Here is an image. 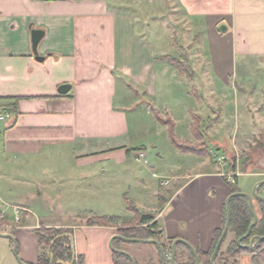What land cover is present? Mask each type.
Instances as JSON below:
<instances>
[{
    "label": "crops",
    "instance_id": "crops-1",
    "mask_svg": "<svg viewBox=\"0 0 264 264\" xmlns=\"http://www.w3.org/2000/svg\"><path fill=\"white\" fill-rule=\"evenodd\" d=\"M34 30L45 33L37 48L43 62L36 60ZM163 57L187 60L194 79L158 61ZM66 84L71 92L60 95ZM143 99L154 101L149 115L152 107L176 127L182 109L189 134L183 142L206 148V134L219 128H204V105H225V119L233 104L264 110V0H0V234L14 238L23 263L37 264L36 230L45 227L72 230L74 254L85 264H114L108 246L118 229L86 222L121 219L105 213L101 201L133 192L149 193L150 209L135 206L155 217L166 240L210 250L232 195L231 172L210 154L178 150L181 158L172 151L173 162L157 148L151 166L146 146L119 144L131 135L128 110ZM193 114L202 119V143L192 133ZM143 162L167 193L147 187ZM231 174L252 196L264 181V152L247 173ZM257 194L264 197V185ZM55 199L72 200L61 204V219L66 205L74 210L92 200L89 218L55 223ZM71 214L78 216L65 218ZM240 264H252L251 257L244 254Z\"/></svg>",
    "mask_w": 264,
    "mask_h": 264
},
{
    "label": "rangeland",
    "instance_id": "rangeland-1",
    "mask_svg": "<svg viewBox=\"0 0 264 264\" xmlns=\"http://www.w3.org/2000/svg\"><path fill=\"white\" fill-rule=\"evenodd\" d=\"M152 22L153 20H150V23ZM192 40L193 39L189 41ZM191 43L194 45L195 42L192 41ZM205 43L209 45L210 42L206 39ZM174 51L175 48H171L168 50V53L173 55ZM142 101V104L136 105L134 108H130L131 110H128L127 114L129 116V122L131 125V135L127 139L119 141L118 143L130 145V147H137L141 145L146 146L150 155V158L147 157V161L151 166H154L153 164L155 159H153L152 156H154V154L158 151L156 148L163 151V154L168 155L172 161L177 160L176 156L171 155L172 151L176 152V154L182 158L184 155L178 152V149L170 140L168 126L160 123L155 118V116L151 114V112V115L147 113L149 104L155 106L154 101H147L144 99ZM222 107L225 108V105L223 106L220 104V106L217 107V110L212 111L204 105V128L206 129V127L211 124H213L214 127L216 126L219 128L217 129L218 131L214 132L212 136L208 135V133L206 134V146L210 151V158L214 162V165H218L222 170H227L233 156H238L237 169H240L241 165L247 161L249 157L254 161L263 150L264 121L259 118V113H264V110L263 107L259 110H254L252 104L240 107H235V104H233L232 107L228 108L226 113L227 118L225 119L223 118L224 109H222ZM180 110L182 109L177 110V113L175 114V120H177L178 124L177 127L175 125L174 131L178 140L185 141L189 134L186 132L185 119L182 117V112ZM163 116H166V114ZM213 141L218 142L217 146ZM223 145H226V150H223ZM223 159L226 164H223ZM141 165L142 170L145 171V174L143 173L142 177L145 179L147 187L152 191L167 193V187H160L159 182L152 177V170L149 168V164L146 165L143 162ZM243 180L244 178L240 179V187L243 183ZM127 198L128 196L123 198L119 195H116L114 197L108 198V200H106L107 204H105L103 200L101 201L102 208L105 213L122 217L119 219L118 224H116L118 227H121L124 223L131 222L134 219L133 215H128V202H131L134 205L137 204L142 208L147 207L150 209L151 207L152 198L150 197L149 193L146 194L141 192H133L130 195V199ZM71 201L72 200L70 199H65L63 201H57L55 199V213L56 216H58L56 217L55 223H62L66 220L67 222H80L89 218V213L86 209L90 207L89 205L92 203V200H89L87 204L84 203L82 206L73 208L74 210H71L70 207L66 205L63 209L64 215L61 219L59 217L61 216L59 209L61 204H63V202L67 203ZM155 202H157V200ZM73 211H76L78 216L73 217L74 214H71V218H65L68 212L72 213ZM233 240L234 237L230 235L223 247L224 251ZM14 241L15 240L0 237V264H20L15 254L16 247L19 253L18 245ZM113 247L116 250H122L128 253L135 260L136 264H158L160 260L157 248L154 245L145 243H127L120 240H115L113 242ZM108 248L113 253L110 242ZM9 250L11 251L9 252ZM248 255L251 257L252 261V255ZM240 258L238 260L239 264ZM252 264H254L253 261Z\"/></svg>",
    "mask_w": 264,
    "mask_h": 264
},
{
    "label": "trees",
    "instance_id": "trees-1",
    "mask_svg": "<svg viewBox=\"0 0 264 264\" xmlns=\"http://www.w3.org/2000/svg\"><path fill=\"white\" fill-rule=\"evenodd\" d=\"M158 61L168 63L173 67L181 77H186L189 80L194 79L193 71L187 60H179L173 57L159 58ZM12 114L16 112V106L11 109ZM151 112L155 118L162 124L167 125L169 129V137L173 145L182 153H192L208 157L209 150L202 144L186 143L177 139L175 135V123L169 116H163L159 111L151 107ZM192 133L195 139L202 143L204 142L202 133V119L196 115H192ZM262 152H264V147ZM238 156H233L229 164V171L234 173L238 167ZM251 162L250 157L241 165V173H247ZM240 190L234 185L232 186V194L239 193ZM127 211L134 215L131 222L124 223L121 227L116 224L119 220L117 217H91L87 220V226L98 227H116L118 235L125 238H136L144 240L158 241L167 256L168 264H172L173 241L166 240L163 235V230L155 221V217L151 214L141 211L131 202H128ZM261 216L257 225L253 228L251 236L242 242L243 246H249L254 237H264V202L258 200ZM232 218L229 233L219 251L215 264H239V258L244 254H251L254 264H264V241L255 246L252 250H245L238 246V240L244 237L254 219L249 209V202L246 198L236 197L231 201ZM227 219V209L225 208L223 216V226L215 232L211 248L208 252L197 251L200 259V264H211L212 254L223 234ZM232 235L234 240L230 242L226 250L223 247ZM36 236L39 246V257L37 264H85L84 256H75L73 251V231L67 229L45 228L41 227L36 230ZM119 240V239H116ZM121 241V240H120ZM157 248V246H155ZM121 249V248H117ZM159 263L164 264L160 252ZM176 264H197L195 255L184 244L177 246ZM114 264H132L131 260L123 255L113 253ZM153 264V263H151Z\"/></svg>",
    "mask_w": 264,
    "mask_h": 264
},
{
    "label": "water",
    "instance_id": "water-1",
    "mask_svg": "<svg viewBox=\"0 0 264 264\" xmlns=\"http://www.w3.org/2000/svg\"><path fill=\"white\" fill-rule=\"evenodd\" d=\"M44 36H45V33L43 31H41V30H34L32 32V43H33V48H34V51H35V54H36V60L38 62H43L44 61V58L39 57L38 54H37V48H38L40 42L43 40ZM71 89H72V86L71 85H68V84L62 85L59 88V94L60 95H63V96L68 95L71 92ZM262 185H264V181L263 182H260L256 186V188H255L252 196L249 195V194L243 193V192H239V193L232 194L228 198L227 203H226V209H227L226 225H225L223 234H222V236H221V238H220V240H219V242H218V244H217V246H216V248H215V250H214V252L212 254L211 264H215L216 257L218 255L219 251L221 250V247H222V245H223V243H224V241H225V239H226V237H227V235L229 233L230 224H231V218H232L231 201H232L233 198H236V197L246 198L248 200V202H249V209H250V212H251L252 217L254 219L253 223L251 224V226L248 229L247 234L244 237H242V238H240L238 240V242H237L238 243V246L240 248L245 249V250H252L255 246H257L259 243H261V242L264 241V237H254V238H252L251 244L249 246H243L242 245V242L244 240L248 239L251 236L253 228L257 225V223L259 221L258 215H257V213H256V211L254 209L253 198L264 202V197H262V196H260V195L257 194V188L260 187V186H262ZM0 237H4V238H8V239L14 240V238L12 236H10V235H2V234H0ZM116 239H119V240H121L123 242H127V243H145V244H150V245L157 246V248H158V250L160 252V255L162 257L163 263L164 264H168V262H167V256H166V254H165V252L163 250V247L156 240H144V239H136V238H125V237H123L121 235H118V234L115 235L111 239V241H110V246H111V248L113 250V253H117V254H120V255H123V256L128 257L131 260L132 264H136V262H135V260L128 253H126L125 251H122V250H116L113 247V242ZM179 243H182L185 246H187L191 250V252L195 255L196 260H197V264H200V259H199V256L197 254V251L193 248V246H191L188 242H186L184 240H175L173 242L172 264H176L175 258H176L177 246H178ZM15 254H16V258H17L18 262L20 264H25V263H23L21 261V259L19 257V253L17 251V247H16V253Z\"/></svg>",
    "mask_w": 264,
    "mask_h": 264
},
{
    "label": "built area",
    "instance_id": "built-area-1",
    "mask_svg": "<svg viewBox=\"0 0 264 264\" xmlns=\"http://www.w3.org/2000/svg\"><path fill=\"white\" fill-rule=\"evenodd\" d=\"M4 118L1 116L0 117V120H3ZM139 157L141 158V159H143L144 157H145V155L143 154V153H140L139 154ZM222 161V160H221ZM223 164H226L225 162H224V159H223ZM226 179H227V182H228V184L230 185V186H234V185H236L237 184V181H236V174H231V173H229V174H227L226 175ZM168 183H162V185H167ZM19 220H17V222H18Z\"/></svg>",
    "mask_w": 264,
    "mask_h": 264
}]
</instances>
